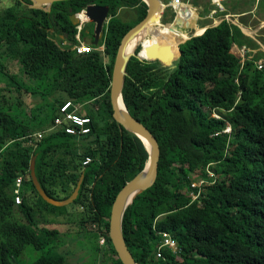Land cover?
<instances>
[{
  "label": "trees",
  "instance_id": "trees-1",
  "mask_svg": "<svg viewBox=\"0 0 264 264\" xmlns=\"http://www.w3.org/2000/svg\"><path fill=\"white\" fill-rule=\"evenodd\" d=\"M13 1L0 13V264H22L18 259L29 246L44 251L35 264L66 261L54 252L59 231L39 227L40 206L30 200L32 195L41 199L30 175L34 156L37 178L50 198L67 199L84 177L71 227L78 239L94 240L97 264H121L109 237L111 209L124 185L144 169L148 151L112 119L109 83L120 41L145 17L146 6L141 0H70L53 3L45 12ZM255 3L243 0L232 8L249 6L244 13ZM89 4L109 8L99 42L104 51L78 55L73 49L77 30L69 17ZM124 10H132L134 18L119 16ZM166 15L162 24L175 18L170 8ZM167 26L176 29L175 23ZM253 41L224 20L180 44L179 55L177 45L166 48L170 60L178 55L172 67L129 59L123 103L154 134L161 150L156 183L135 198L123 219L136 264H264V68L258 69L264 52L257 53L258 45L247 46ZM151 45V40L142 44V59ZM242 46L250 51L245 62L238 51ZM12 61L32 86L17 81L5 64ZM21 91L39 95L45 106L13 102ZM65 101L90 119L85 136L51 128ZM215 109L222 119L211 116ZM228 124L230 135L222 133ZM38 132H43L41 139L34 136ZM86 157L92 162L84 167ZM209 166L217 168L212 177ZM19 177L23 202L16 205L13 190ZM201 180L207 183L193 200L190 185ZM163 232L173 236L179 250L174 255L165 249L164 260L155 255Z\"/></svg>",
  "mask_w": 264,
  "mask_h": 264
},
{
  "label": "water",
  "instance_id": "water-1",
  "mask_svg": "<svg viewBox=\"0 0 264 264\" xmlns=\"http://www.w3.org/2000/svg\"><path fill=\"white\" fill-rule=\"evenodd\" d=\"M20 1L30 9L50 12L53 3L70 0H29L30 3H26L23 0ZM141 1L146 6V15L140 22L130 28L123 35L114 57L109 83V101L112 110V119L122 126L126 131L137 136L143 142L145 148L148 151V160L144 169L124 185V187L117 194L111 209L109 237L121 261V264H136L133 259V255L126 244L123 234V219L125 213L138 195L150 189L156 183L158 177L159 161L161 157V150L157 138L148 129V127H146L140 120L136 119L129 111H127V108L123 103L121 92L124 84L125 70L129 59L133 56L141 61L158 60L161 62H167V59L170 55L164 45H161L160 47L156 45L147 46L145 48V53L148 57L144 59H142L140 56V53L143 50L142 45H138L133 53H127L128 44L141 31L154 28L157 25H164L161 23V19L166 9L165 4H163L161 0ZM85 10L87 23H90L93 26V32L90 37H83V42L85 44L96 46L104 35L103 28L106 24V20L109 19V8L107 6L89 4L86 6ZM177 17L178 16H175L174 23L182 24L181 20ZM69 20L75 27L80 24L76 14L71 15ZM233 24L238 26L244 35L254 38V32L250 31L251 33H249L247 28L242 27L235 22ZM262 27H264V23H262L261 28ZM195 36L196 35L187 37L184 41L178 43V55L179 45ZM258 43L264 49V46L260 42ZM138 47H140V50L135 54ZM119 100L121 102V106L119 104ZM36 159L37 157L34 156L30 162V175L32 178V183L41 199L46 203L56 207H63L73 204L79 196L84 177L81 176L74 192L67 199L55 200L47 196L44 190L41 188V183L39 182L36 175Z\"/></svg>",
  "mask_w": 264,
  "mask_h": 264
},
{
  "label": "rangeland",
  "instance_id": "rangeland-1",
  "mask_svg": "<svg viewBox=\"0 0 264 264\" xmlns=\"http://www.w3.org/2000/svg\"><path fill=\"white\" fill-rule=\"evenodd\" d=\"M165 1V0H163ZM193 1V0H192ZM191 1V3H192ZM13 0H3V2L0 4V13L7 7L11 6L13 4ZM165 4V3H164ZM207 7V5H205ZM249 6H242V8H238L240 11H243L245 9H248ZM166 10V9H165ZM165 12V11H164ZM119 16L123 17L124 20H131L134 18V12L132 10H124V11H119ZM199 15V14H197ZM202 13L200 12V17H202ZM249 16L239 18L240 22H245L246 19H248ZM169 19V16L166 15L165 17H162V21H166ZM161 21V23H162ZM261 21H264V17L262 16V12H260V9L257 10V19H254L250 27H247L252 32H255L253 34V37L255 38V41L253 42H248L247 45L248 47L255 48L256 45L259 46L257 50V53L259 52H264V49L262 46L258 43L260 42L264 46V27L261 29H257V25L260 24ZM174 21L169 22L167 24H164L160 26L161 32L166 34V32L169 31L167 38L173 39L174 41H182L184 40L183 37H181V32H185L188 37L195 35L194 32V24L196 26H203L205 21L202 23L194 22V24H189L187 28H185L184 24H176V30H173V28L168 27L167 25L173 24ZM212 23V22H210ZM210 23H207L210 25ZM243 24V23H242ZM197 28V27H196ZM203 28V27H202ZM201 30L198 32L202 31ZM184 30V31H183ZM93 31V26L90 23H87L84 25L82 34L92 33ZM258 31V32H257ZM161 44V43H159ZM168 45V44H165ZM257 48V47H256ZM260 54V53H259ZM171 55V54H170ZM170 55L167 59V62H161L158 60H153L152 62H155L161 69L172 67L177 63L176 59L178 55L170 60ZM143 61V60H142ZM8 65L10 72L14 73L17 77V81H21L19 83H23L26 86H32V82L20 72V69L18 68V63L16 61H12L9 63H6ZM47 101L51 102V99L48 98ZM13 102L15 103H21L22 105L24 104H29L33 105L36 104L40 107L43 108L45 106L44 104L46 101L42 100L39 95H37L36 98H34L31 94H24L22 91L21 93H15L13 97ZM87 108L93 107L92 104L87 103L86 104ZM26 112L29 113V108H25ZM43 115L44 116H49L48 111L46 109H43ZM213 172L217 169L214 167H210ZM31 202L38 204L40 208L38 209V219L40 220L39 227L42 228L43 230H58L59 232L56 235V243H57V248L54 249V252L57 254H62L65 256L66 261L65 264H97V257L95 251L97 250L98 246L94 242V240L88 238V237H80L79 239L77 238L76 231L72 229V220L74 219V213H75V205L70 204L67 206L63 207H56L52 206L48 203H46L44 200L39 199L36 195H32L30 197ZM44 255V251L37 250L33 246H29L24 255H22L18 261L22 264H35L38 259L41 258V256Z\"/></svg>",
  "mask_w": 264,
  "mask_h": 264
},
{
  "label": "built area",
  "instance_id": "built-area-1",
  "mask_svg": "<svg viewBox=\"0 0 264 264\" xmlns=\"http://www.w3.org/2000/svg\"><path fill=\"white\" fill-rule=\"evenodd\" d=\"M192 0H169L165 3L166 9L170 8L175 13V16L178 15L179 8L181 6H184L188 8V6L191 4ZM209 4L213 8L212 16L216 14L225 13L227 9H225V3L227 0H208ZM262 0H255V2L258 4ZM190 8V7H189ZM83 10V9H82ZM81 10V11H82ZM80 11V12H81ZM79 12V13H80ZM79 13H76V16H79ZM185 17V14H183ZM182 16V17H183ZM226 19L229 18V16H225ZM109 19L106 20V24ZM181 20V19H180ZM191 20V18H189ZM182 24H188L186 20H181ZM87 24V22H84L82 25L79 24L75 28L77 30V33L75 35V40L77 44L73 46V49L78 55L81 54H89L93 51H99L103 53L104 51V45H99V42H101L102 38L99 40L98 44L96 46L85 44L82 40H80V33L83 30L84 25ZM105 24V25H106ZM64 46V44H61ZM239 53L241 54L242 61L245 62L247 59V55L249 54V49L246 46H242L238 48ZM264 68L263 64L258 65V69L262 70ZM79 106H76L72 101H65L61 106L58 107L57 114L54 116L53 121L51 123V128H62L67 135L72 136H85L90 132V119L88 117H82L78 115L77 111L79 110ZM224 111V110H221ZM225 112V111H224ZM211 116L216 119H222L223 115L217 110H213L211 113ZM223 134L230 135L232 133V127L230 124L223 130ZM43 132H38L34 134L35 137L38 139H41ZM220 133H217L218 136ZM92 162V159L90 157H86L83 161V166L86 167ZM209 174L212 177L214 174L210 170L209 166ZM23 177H19L16 180L15 188L13 190L14 195V202L16 205H21L23 202L22 194H23ZM207 182L205 180L201 181H194L191 183L190 188L192 191L189 193L190 197L193 200H197L200 195L202 194V187ZM162 240L161 244L156 249V258L164 260V254L163 251L165 249L171 251L174 255L179 252L177 243L174 241L173 236L168 232L161 233ZM106 244V239L104 237L100 240V245L104 246Z\"/></svg>",
  "mask_w": 264,
  "mask_h": 264
},
{
  "label": "crops",
  "instance_id": "crops-1",
  "mask_svg": "<svg viewBox=\"0 0 264 264\" xmlns=\"http://www.w3.org/2000/svg\"><path fill=\"white\" fill-rule=\"evenodd\" d=\"M168 2L169 0H161V2L164 4L165 2ZM239 1H243V0H227L226 3L228 5V7L225 6V9H227V11L225 13H221V14H216L214 16H212V11H213V8L211 7V5L209 4V1L208 0H193L191 4L189 5H192V6H188L190 8H193L195 10V17H193L191 20L188 21V24H185V26L189 25V24H194V22H198V23H202L205 21L204 25L202 23L203 26H196V24H194V32L195 34H197V31H198V28H202L205 29L208 28V27H214L216 25H219L220 22L222 20H227L229 22H231L232 24L235 22V23H238L239 25H241L242 27H250L252 22L254 21V19H257V10L260 9V12H262V16L264 17V1H262V6H260V8L258 9V4H260V2L257 4L255 3V7L251 10V11H248V12H244V13H240V12H243V11H246V10H249L251 8H248V9H245L243 11H240L238 8L236 10L233 11V8H232V5H237L239 4ZM205 5H207V7H205ZM205 8H210L208 10V13L205 12ZM230 8V11H228ZM232 9V10H231ZM200 12L202 13V17H200ZM228 13V14H226ZM199 14V15H197ZM225 15L226 16H229L228 19L225 18ZM246 16H249L248 19L245 20V22H240L239 21V18H242V17H246ZM174 21V20H173ZM212 22V23H210ZM207 23H210L207 24ZM243 23V24H242ZM262 23H264V21H261L259 25H257V29H260L261 26H262ZM176 25V23H175ZM245 25V26H244ZM197 27V28H196ZM245 27V28H247ZM173 30H176V29H173ZM249 30V29H248ZM93 32V31H92ZM258 32V31H257ZM182 33V36L184 38V40L188 37L187 34L185 32H181ZM255 33V32H254ZM92 35V33H86L84 37H90ZM246 36V35H245ZM251 38V37H250ZM252 40L255 41L254 38H251ZM80 40L83 41V38L80 37ZM249 49V48H248ZM80 109V108H79Z\"/></svg>",
  "mask_w": 264,
  "mask_h": 264
},
{
  "label": "bare ground",
  "instance_id": "bare-ground-1",
  "mask_svg": "<svg viewBox=\"0 0 264 264\" xmlns=\"http://www.w3.org/2000/svg\"><path fill=\"white\" fill-rule=\"evenodd\" d=\"M85 9H86V7L81 11V13H79V16H77L79 23H80V19L82 18V14L85 17L86 22H87V17H86V13H85L86 10ZM183 14H185V17L183 16ZM178 15L179 16L177 18H179L181 20L189 21V18L192 19L193 17H195V10L193 8H189V7L186 8L184 6H181L179 8ZM223 21L224 20H222L220 23H222ZM160 26L161 25H157L154 28H150V29H146V30L141 31L128 44L127 53H129V54L133 53L134 50L136 49V47L138 45L139 46L142 45L146 40H151L152 42H154V44L156 46H159V47L161 45H164L166 48L178 45V43L184 41V40H182V41H174L173 39L167 38L166 35H164L163 32H161L162 30H160ZM184 27L187 28V26H184ZM200 30L201 29L198 28V31H200ZM203 32H204V29L202 28V31L198 32V34L201 35ZM248 32L251 33L250 30H248ZM195 35L198 36L197 34H195ZM181 36H182V33H181ZM159 43H161V44H159ZM165 44H168V45H165ZM119 104L121 106L120 100H119Z\"/></svg>",
  "mask_w": 264,
  "mask_h": 264
},
{
  "label": "flooded vegetation",
  "instance_id": "flooded-vegetation-1",
  "mask_svg": "<svg viewBox=\"0 0 264 264\" xmlns=\"http://www.w3.org/2000/svg\"><path fill=\"white\" fill-rule=\"evenodd\" d=\"M197 35H199L198 32H197Z\"/></svg>",
  "mask_w": 264,
  "mask_h": 264
}]
</instances>
